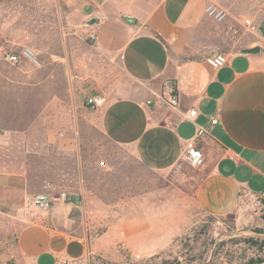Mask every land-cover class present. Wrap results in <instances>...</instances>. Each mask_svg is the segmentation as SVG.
<instances>
[{"label":"crops","instance_id":"crops-1","mask_svg":"<svg viewBox=\"0 0 264 264\" xmlns=\"http://www.w3.org/2000/svg\"><path fill=\"white\" fill-rule=\"evenodd\" d=\"M211 1L228 13L224 21L205 13ZM91 18L94 22L86 23ZM245 18L264 32V0H76L70 20L88 41L69 63L70 72L78 74L68 81V91L52 97L55 115L63 113L68 125L54 144L56 158L70 157L78 174L74 182L64 181L57 171L53 180L74 197L54 199L41 209L25 199L38 192L26 169H0V264H77L92 253L119 260V245L145 252L146 206L136 190L123 197L129 174L121 165L184 175L180 153L198 130L204 163L192 176L191 194L185 192L194 207L228 215L240 206L242 193L264 192V36L256 31L249 41L239 36L243 48L262 47L255 53L220 50L216 38L226 36L217 28L242 27ZM219 53L226 61L211 65L208 58ZM172 90L176 106L161 100ZM93 95L103 101L89 107L85 100ZM191 107L197 114L187 120L183 112ZM90 130L117 150L104 168L88 154L82 136ZM97 152L106 155L104 149ZM107 195L114 205L105 201ZM93 207L117 214L96 235L89 232Z\"/></svg>","mask_w":264,"mask_h":264},{"label":"rangeland","instance_id":"rangeland-1","mask_svg":"<svg viewBox=\"0 0 264 264\" xmlns=\"http://www.w3.org/2000/svg\"><path fill=\"white\" fill-rule=\"evenodd\" d=\"M75 2L0 0V169H26L38 192L52 187L58 190L53 180L57 171L64 181L74 182L78 176L70 157L56 158L54 144L63 139L68 125L67 117L63 113L56 116L52 108L54 92L65 95L68 81L78 74L69 70L74 52L82 55L88 41L87 33L70 20ZM222 26L216 29V33L223 29L226 35L216 37L220 50L242 49L243 44L237 41L240 35L244 41L253 38V32L243 26ZM256 32L264 36L261 29ZM24 47L35 52L41 67L23 58L10 62L2 56L3 51L19 52ZM82 137L89 143V156L101 168L117 153L97 131L90 130ZM100 149L106 150V155L97 152ZM115 155L121 156L119 152ZM121 166L129 174L122 182L123 197L136 190L139 202L146 206L150 221L146 250L134 252L119 245L116 249L122 259L92 253L77 264H248L264 257V192L242 193L235 212L214 216L194 207L185 195L194 186L192 176L199 167L184 163L180 168L184 175L178 176L141 165ZM103 198L115 204L113 196ZM89 214L92 235L101 233L107 219L117 216L98 207L91 208ZM8 241L14 246L13 236Z\"/></svg>","mask_w":264,"mask_h":264},{"label":"built area","instance_id":"built-area-1","mask_svg":"<svg viewBox=\"0 0 264 264\" xmlns=\"http://www.w3.org/2000/svg\"><path fill=\"white\" fill-rule=\"evenodd\" d=\"M205 13L212 19L222 22L224 21L228 13L224 8L219 6L214 2H208L205 6ZM243 26L251 32L256 31V27L253 24L250 18L243 19ZM235 31V30H233ZM89 38L94 39L93 35H90ZM2 56L10 61V62H17L20 59L29 60L35 67H41V61L35 54V52L29 48L24 47L19 52H6L3 51ZM226 61V56L224 54H215L208 58V62L213 65L217 66ZM161 100L170 106H176L178 104V96L172 90V93L169 95L168 98H161ZM103 99L99 95H93L86 97V105L91 107L99 106L102 103ZM148 102H150L148 100ZM197 114V110L194 107H191L183 112V117L187 120H193ZM212 123L216 122V119H211ZM203 134L202 130H198L196 136L194 138L188 139L180 153V162L178 163V167H181L184 163L192 166V167H200L204 163V153L202 149L197 144V139ZM74 195L69 194L65 191L57 190L54 187L51 190H46L42 192H36L26 196V201L30 204L37 206L41 209H47L51 206L54 199H58L61 201H70L72 200Z\"/></svg>","mask_w":264,"mask_h":264},{"label":"water","instance_id":"water-1","mask_svg":"<svg viewBox=\"0 0 264 264\" xmlns=\"http://www.w3.org/2000/svg\"><path fill=\"white\" fill-rule=\"evenodd\" d=\"M93 22H94V19L91 18L90 20H87L86 23L92 24ZM259 50H260L259 45L255 44V45L240 49V52H242V53H255V52H258Z\"/></svg>","mask_w":264,"mask_h":264},{"label":"trees","instance_id":"trees-1","mask_svg":"<svg viewBox=\"0 0 264 264\" xmlns=\"http://www.w3.org/2000/svg\"><path fill=\"white\" fill-rule=\"evenodd\" d=\"M248 264H264V257H258L256 259L250 260Z\"/></svg>","mask_w":264,"mask_h":264}]
</instances>
